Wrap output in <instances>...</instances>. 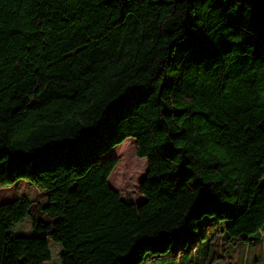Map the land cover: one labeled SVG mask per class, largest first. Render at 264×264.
<instances>
[{
	"label": "trees",
	"instance_id": "trees-1",
	"mask_svg": "<svg viewBox=\"0 0 264 264\" xmlns=\"http://www.w3.org/2000/svg\"><path fill=\"white\" fill-rule=\"evenodd\" d=\"M128 138L160 195L146 218L108 184ZM20 181L46 202L0 204V264L27 216L60 264L191 256L205 217L262 242L264 0H0V188Z\"/></svg>",
	"mask_w": 264,
	"mask_h": 264
},
{
	"label": "rangeland",
	"instance_id": "rangeland-1",
	"mask_svg": "<svg viewBox=\"0 0 264 264\" xmlns=\"http://www.w3.org/2000/svg\"><path fill=\"white\" fill-rule=\"evenodd\" d=\"M124 142L114 147L103 158H115L118 161L108 184L119 193L123 201L135 205L140 217L146 218L160 207L159 191L149 186L146 181L147 162L146 159L136 156L135 140L128 138ZM120 146L125 147V162H120L117 157L121 155ZM131 161L133 169L130 168ZM22 197L40 205H45L46 202V195L25 181H20L12 187L0 188V204L10 203ZM213 221L212 218L205 217L198 223L197 230L188 235L187 242L191 247L197 239L207 234V241L202 243L198 250L193 248L191 256L181 257L184 254L181 251L184 244L177 241L166 257L155 259L151 264H264V240L256 245L227 246L220 236V228L212 224ZM32 225L33 218L27 216L12 230L14 239L13 243L11 242V252L6 254L10 264H60L59 245L54 244L51 239L35 234Z\"/></svg>",
	"mask_w": 264,
	"mask_h": 264
}]
</instances>
